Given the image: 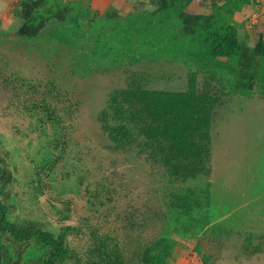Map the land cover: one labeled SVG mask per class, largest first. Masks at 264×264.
I'll return each instance as SVG.
<instances>
[{
	"label": "rangeland",
	"instance_id": "rangeland-1",
	"mask_svg": "<svg viewBox=\"0 0 264 264\" xmlns=\"http://www.w3.org/2000/svg\"><path fill=\"white\" fill-rule=\"evenodd\" d=\"M0 264H264V0H0Z\"/></svg>",
	"mask_w": 264,
	"mask_h": 264
},
{
	"label": "crops",
	"instance_id": "crops-1",
	"mask_svg": "<svg viewBox=\"0 0 264 264\" xmlns=\"http://www.w3.org/2000/svg\"><path fill=\"white\" fill-rule=\"evenodd\" d=\"M1 1H3L4 4L9 5V9H11L13 12L17 8V3L19 2V0H1Z\"/></svg>",
	"mask_w": 264,
	"mask_h": 264
},
{
	"label": "trees",
	"instance_id": "trees-1",
	"mask_svg": "<svg viewBox=\"0 0 264 264\" xmlns=\"http://www.w3.org/2000/svg\"><path fill=\"white\" fill-rule=\"evenodd\" d=\"M4 222H5V213L3 209L0 207V235H1L2 228H4Z\"/></svg>",
	"mask_w": 264,
	"mask_h": 264
}]
</instances>
